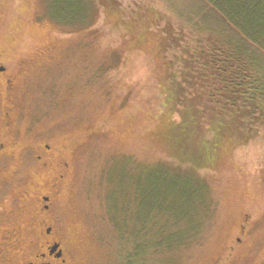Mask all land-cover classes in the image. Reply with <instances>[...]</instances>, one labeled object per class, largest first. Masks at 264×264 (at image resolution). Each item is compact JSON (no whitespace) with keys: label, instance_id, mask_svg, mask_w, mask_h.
I'll return each mask as SVG.
<instances>
[{"label":"rangeland","instance_id":"rangeland-1","mask_svg":"<svg viewBox=\"0 0 264 264\" xmlns=\"http://www.w3.org/2000/svg\"><path fill=\"white\" fill-rule=\"evenodd\" d=\"M210 31L241 39L264 71V52L202 0H0L14 129L22 145L56 141L69 166L62 214L80 264H210L234 245V264H264V112L217 119L183 76L194 57L208 64ZM193 84L210 102L201 128L178 105Z\"/></svg>","mask_w":264,"mask_h":264},{"label":"flooded vegetation","instance_id":"flooded-vegetation-1","mask_svg":"<svg viewBox=\"0 0 264 264\" xmlns=\"http://www.w3.org/2000/svg\"><path fill=\"white\" fill-rule=\"evenodd\" d=\"M9 62L0 60V85L6 89L0 100V264H80L67 239L74 227L62 214L69 166L50 137L37 134L22 145L23 137L14 129L18 71ZM28 167L34 169L35 178L43 177L40 182L21 177ZM22 188L24 194L16 195ZM241 234H245V225ZM236 242L242 238L237 237ZM226 249L227 253L210 264H234L236 245Z\"/></svg>","mask_w":264,"mask_h":264},{"label":"trees","instance_id":"trees-1","mask_svg":"<svg viewBox=\"0 0 264 264\" xmlns=\"http://www.w3.org/2000/svg\"><path fill=\"white\" fill-rule=\"evenodd\" d=\"M202 1L219 13L248 44L264 52V0ZM208 34L207 44L202 43L200 48L207 56L208 64L199 66V60L194 57V62L192 61L191 65L187 62L186 65L189 69L192 68V71L187 75L183 71V76H190L194 82H198L199 89L208 94L209 99H215L219 115L217 119L224 120V117L226 119L237 117L261 119L260 116L264 112L261 104L262 96H264V84H262V82L264 83V71L260 69L261 65L251 58L247 59L246 55H242L245 47L244 44L238 43H243L240 41L241 39L234 36L221 37L215 31H210ZM174 38L175 40L180 39L178 36H174ZM207 68H211V71L207 72ZM193 88L192 90L186 87L180 88V97H182L180 101L184 99L188 104L180 103L178 105L181 112L188 109L191 113L190 116L201 128L199 121L204 117L201 115L203 113L201 108L205 107H201L202 103L200 102L196 104L201 92L198 91L196 84H193ZM193 90L196 91V94H192ZM193 96H195L194 99ZM209 104L210 102L207 103L204 110L208 108ZM180 119L187 121L183 115L180 116ZM193 176L196 178V174ZM196 184H202V181L198 179ZM161 195L162 193L159 197ZM199 217L201 218V215Z\"/></svg>","mask_w":264,"mask_h":264}]
</instances>
